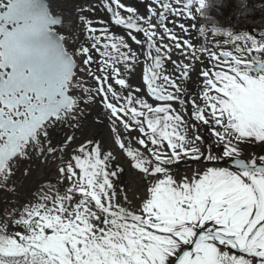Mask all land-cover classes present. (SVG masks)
Listing matches in <instances>:
<instances>
[{
  "label": "snow or ice",
  "instance_id": "6c2138e0",
  "mask_svg": "<svg viewBox=\"0 0 264 264\" xmlns=\"http://www.w3.org/2000/svg\"><path fill=\"white\" fill-rule=\"evenodd\" d=\"M230 3L0 0V264H264V0Z\"/></svg>",
  "mask_w": 264,
  "mask_h": 264
},
{
  "label": "rangeland",
  "instance_id": "374dc122",
  "mask_svg": "<svg viewBox=\"0 0 264 264\" xmlns=\"http://www.w3.org/2000/svg\"><path fill=\"white\" fill-rule=\"evenodd\" d=\"M136 3H139V0ZM102 134V133H101ZM139 177L133 171H127L122 177V182L131 190L135 189L139 183Z\"/></svg>",
  "mask_w": 264,
  "mask_h": 264
},
{
  "label": "trees",
  "instance_id": "16d2710c",
  "mask_svg": "<svg viewBox=\"0 0 264 264\" xmlns=\"http://www.w3.org/2000/svg\"><path fill=\"white\" fill-rule=\"evenodd\" d=\"M224 3L228 4L229 7H225V8L220 9V11L223 13V15H221L219 18L222 22H226L225 18L227 17V15L231 9L230 0H224Z\"/></svg>",
  "mask_w": 264,
  "mask_h": 264
},
{
  "label": "bare ground",
  "instance_id": "6f19581e",
  "mask_svg": "<svg viewBox=\"0 0 264 264\" xmlns=\"http://www.w3.org/2000/svg\"><path fill=\"white\" fill-rule=\"evenodd\" d=\"M134 2L136 3L137 1L134 0ZM99 131H100V133H103V129H100ZM42 175H43V170H41L37 173V179L41 178ZM138 181H139V179H138Z\"/></svg>",
  "mask_w": 264,
  "mask_h": 264
}]
</instances>
